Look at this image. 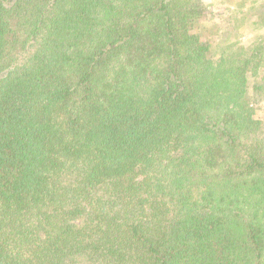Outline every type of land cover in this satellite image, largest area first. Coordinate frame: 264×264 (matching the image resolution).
Wrapping results in <instances>:
<instances>
[{
	"label": "trees",
	"instance_id": "16d2710c",
	"mask_svg": "<svg viewBox=\"0 0 264 264\" xmlns=\"http://www.w3.org/2000/svg\"><path fill=\"white\" fill-rule=\"evenodd\" d=\"M206 17L0 0V264H264V41Z\"/></svg>",
	"mask_w": 264,
	"mask_h": 264
},
{
	"label": "rangeland",
	"instance_id": "374dc122",
	"mask_svg": "<svg viewBox=\"0 0 264 264\" xmlns=\"http://www.w3.org/2000/svg\"><path fill=\"white\" fill-rule=\"evenodd\" d=\"M207 17L203 26L217 25L222 43L229 37L239 44L251 46L264 41V0H203ZM217 36H212L213 41ZM261 111L264 109H259ZM263 115V114H262Z\"/></svg>",
	"mask_w": 264,
	"mask_h": 264
}]
</instances>
